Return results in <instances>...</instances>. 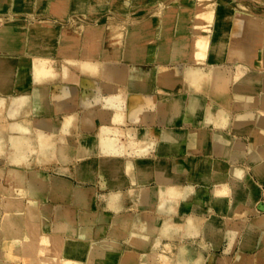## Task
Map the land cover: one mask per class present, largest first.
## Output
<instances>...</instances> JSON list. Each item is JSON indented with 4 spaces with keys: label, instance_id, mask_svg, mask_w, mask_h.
<instances>
[{
    "label": "crops",
    "instance_id": "0c3cea01",
    "mask_svg": "<svg viewBox=\"0 0 264 264\" xmlns=\"http://www.w3.org/2000/svg\"><path fill=\"white\" fill-rule=\"evenodd\" d=\"M239 1L251 11H233L226 32L216 19L209 34L210 48L226 45L217 62L210 48L205 62L193 60L199 35L184 24L183 0H157L141 23L138 0H112L97 21L127 23L119 55L108 27L96 53L83 47L100 43L94 34L66 35L69 21L55 44L33 36L44 52L0 40V264H192L183 244L199 264H223L262 247L247 237L260 230L252 224L261 200L252 207L246 194L264 187L250 157L264 161V87L237 85L234 52L263 41L264 11ZM37 65L52 74L39 76Z\"/></svg>",
    "mask_w": 264,
    "mask_h": 264
},
{
    "label": "bare ground",
    "instance_id": "6f19581e",
    "mask_svg": "<svg viewBox=\"0 0 264 264\" xmlns=\"http://www.w3.org/2000/svg\"><path fill=\"white\" fill-rule=\"evenodd\" d=\"M100 1V0H99ZM224 0H221V2H223ZM188 3L190 6V12H187L186 14H184V18L186 19V21L188 20V23H184L185 25H189L190 27H192L191 29H193L192 31H196L198 32L197 34L199 35L198 41L196 46L194 47V54H193V60L197 63H201V62H205L207 53L209 52V34L211 33V29L212 26L214 25L216 19H218V17L215 15L214 21L211 19V17H213L214 13L212 11L215 10V7L217 5V1L215 0H183V3ZM228 9L229 12H225L224 13V18H222L223 20V28L225 29L224 32H226V29H228L229 27V23H231V19H232V13H234L233 11L235 10H245V11H251L250 8L245 7L241 1L239 0H234V2L229 3ZM126 5V4H125ZM1 6V5H0ZM104 9L106 10V7H100L97 9V11ZM19 10V9H18ZM65 8H62V10L60 12L65 13ZM95 11V10H94ZM211 12V13H210ZM101 12H93V16H88V15H83L85 18H89V19H95L100 15ZM213 14V15H212ZM2 17V16H1ZM6 19V17H4ZM2 19L1 22H3V17L0 18ZM8 20V22H4L2 28L0 29V40L1 41H5L6 45L12 50L14 51V49L16 50V47L14 45V43H16L17 45L22 44L21 39L17 36L20 35V37L23 39V35H21L22 33H24L26 31V33H24V36L26 35L25 39L23 40V52L27 53V54H34V52H44L43 49H40L41 47H39V43L33 38V35L31 34V29L30 26H36L37 28L40 29V33L42 35H47V36H56L59 31H60V25L57 23L58 21L54 22V21H40V22H35L34 24H30L27 27H23L22 25H20L22 22L21 19H6V21ZM69 20V18H68ZM221 20V19H219ZM69 27L70 29H72L73 31H76L77 33H92L95 35V37L98 39V41L100 43L98 44H91V45H86L84 44L83 47L88 48L91 47L93 51H95L96 53H100V49L103 50V43L101 40L103 38V31L107 29L110 30L112 32V35L114 37V42L112 43V50L113 53L115 55H119L120 53V49H121V40L124 36V31L127 27V23H115L113 22V20H110L109 18L107 19H103L102 21H97L96 22V26H91L89 24H84V21L78 17V18H72L69 20ZM258 27V26H257ZM15 30V31H14ZM17 30V31H16ZM18 32V33H17ZM21 33V34H20ZM50 34H56V35H50ZM211 35V34H210ZM85 36V35H84ZM224 37V36H223ZM55 38V37H54ZM82 38V37H81ZM262 40L261 42H258L255 44L254 46V50L252 51V53L250 54H237V52H234V60L236 62V73H235V79H236V83L237 85H243L245 83L248 84V86L246 87L248 90H255L256 88H263L264 87V83H262L263 79H264V35H262ZM19 41L20 39V43H17L16 41ZM83 40V39H82ZM87 40V39H86ZM90 40V39H89ZM54 44L56 43V39L53 41ZM97 43V41H96ZM102 43V44H101ZM196 43V42H195ZM251 43V42H250ZM89 44V43H88ZM22 45L17 46L18 50L22 51ZM21 47V48H20ZM188 45H186V49H187ZM73 48V47H72ZM75 49V48H74ZM211 50V58L213 61L217 62V61H221L224 58L225 52H226V45L224 43V41H220L215 40L212 48H210ZM242 49V48H241ZM37 50V51H36ZM87 50V49H86ZM99 51V52H98ZM238 51V50H237ZM241 51V50H240ZM246 51V49H245ZM16 52V51H14ZM249 52V51H248ZM73 53H77L76 50L73 51ZM84 53L87 55V52L84 51ZM186 54V53H184ZM207 61V60H206ZM31 65V64H30ZM61 66V65H60ZM22 67V66H21ZM28 67V66H27ZM83 67H81L82 70ZM31 70V69H29ZM250 70H254L257 71L258 73L256 74L257 76L259 75V78L256 77L255 74H253L250 78L249 76V71ZM20 71V70H19ZM36 71L37 74L39 76H45V75H51V71L46 67V65H37L36 66ZM252 71V72H254ZM27 72V71H26ZM190 72V71H189ZM18 73V72H16ZM31 73V72H30ZM200 73V72H199ZM221 73V72H220ZM25 74V73H24ZM222 74V73H221ZM19 75L21 76V73H19ZM18 75V76H19ZM188 75V74H187ZM191 75V74H190ZM189 77H192L190 76ZM260 75H262L260 77ZM33 76V73H32ZM196 76V75H195ZM194 76V79H195ZM188 77V76H187ZM188 77V78H189ZM201 77V76H200ZM205 77V76H204ZM210 77V75H209ZM42 78V77H41ZM32 79V78H31ZM203 79V77H202ZM256 79V80H255ZM261 79V80H258ZM21 80V78L19 79ZM23 80V78H22ZM21 80V81H22ZM198 80H200L198 78ZM197 80V81H198ZM244 80V82H243ZM32 82V81H31ZM188 82V81H187ZM215 88L217 89V91H221L223 92V90H225L227 87L226 85V80H224L222 78L221 75H219V77L215 78ZM197 86V85H196ZM242 86V87H243ZM59 88V87H58ZM109 90V89H108ZM262 103L264 105V98L262 100ZM264 114V111L262 112ZM228 117V116H227ZM223 119V118H221ZM218 120V119H216ZM220 120V119H219ZM223 121V120H220ZM236 123V122H235ZM234 123V124H235ZM243 122H241L242 124ZM254 123V122H253ZM262 123H264V120H262ZM240 124V122H239ZM236 127V126H235ZM19 129V127H18ZM11 130V129H10ZM14 130V129H13ZM16 130V129H15ZM13 133V132H12ZM263 136H264V132H263ZM42 143L40 145V150L48 152V150L50 149V146L47 145L45 139H41ZM227 144L223 145V144H217L216 148L219 151H228V148L226 147ZM235 145V144H234ZM27 145H23L20 144L17 148L18 151L21 150V152H23V149L26 147ZM244 146V145H242ZM234 147V146H233ZM237 147V145L235 146ZM10 148V147H9ZM238 148V147H237ZM233 149V148H232ZM262 149L263 154H264V144L263 146L260 147V150ZM234 150V149H233ZM247 151V150H246ZM10 153V152H9ZM61 156H66L65 153L62 152V150L60 151ZM250 157H251V161L254 164L253 169L255 170L256 175L262 180L264 181V161H258V156L256 155V153H254L253 150H251L250 152ZM235 158V157H234ZM37 178V177H36ZM28 183V182H27ZM34 190V189H33ZM252 190V189H251ZM227 191V190H226ZM29 193V192H28ZM27 193V194H28ZM261 196V195H260ZM186 197V196H185ZM184 197V198H185ZM246 197L248 198V202L249 204L253 207L258 203V200L260 197H258V195L255 193H251L250 190L247 192ZM236 199V198H235ZM113 200H120L119 198H116ZM247 201V200H246ZM240 203V202H239ZM238 203V204H239ZM242 203V202H241ZM240 205V204H239ZM235 207V206H234ZM249 208V207H248ZM65 215V214H64ZM68 216V214H67ZM65 218V217H64ZM7 219V218H6ZM71 219V218H70ZM141 220V219H140ZM70 221V220H69ZM7 222V221H6ZM144 222V221H143ZM84 223V222H83ZM60 224V223H58ZM65 225V224H64ZM79 225V224H78ZM253 227L256 228L257 227V222H253ZM104 226V225H103ZM78 227V226H77ZM133 227V226H132ZM171 227V226H170ZM213 227V226H212ZM54 228V226H53ZM99 228V227H98ZM114 228V227H113ZM162 228V227H161ZM62 230V229H61ZM76 230V228H75ZM95 230V229H94ZM163 230V229H162ZM161 230V231H162ZM64 231V230H63ZM61 231V232H63ZM171 231V228H170ZM249 231V230H248ZM96 232V231H95ZM111 232V231H110ZM140 233V232H139ZM138 233V234H139ZM148 235V234H147ZM44 238V237H43ZM54 239V238H53ZM139 239V238H138ZM54 241V240H53ZM56 241V240H55ZM110 241V240H109ZM115 241V240H114ZM49 242V241H48ZM97 243V242H95ZM151 243V241H150ZM51 244V243H50ZM101 244V243H100ZM153 245V244H152ZM53 246V245H52ZM101 246V245H100ZM149 246V245H148ZM189 244H183L181 246V251L182 254L185 257H189V259L191 260L192 264H199L201 261V256L199 254V252L191 247H189ZM155 247V246H154ZM60 248V247H59ZM90 248V247H89ZM95 248V247H93ZM110 248V247H109ZM62 249V248H61ZM113 249V248H112ZM92 250V249H91ZM106 250V249H105ZM60 251V250H59ZM111 253V252H110ZM127 253V252H126ZM59 254V253H58ZM63 254V253H62ZM125 254V253H124ZM136 254V253H135ZM51 255V254H50ZM54 255V254H53ZM98 255V254H97ZM96 255V256H97ZM180 255V254H179ZM47 256V255H46ZM56 256V255H55ZM100 256V255H98ZM109 257V256H108ZM149 257V256H148ZM141 258V257H140ZM139 258V259H140ZM235 258L239 259V261L243 258L242 254H238ZM90 259V258H89ZM153 259V258H152ZM130 260V259H129ZM246 261V260H245ZM150 262V261H149ZM32 263V262H31ZM107 263V262H106ZM105 263V264H106ZM183 263V262H182ZM212 263V257L209 258L207 264H211ZM250 263V262H248ZM62 264V263H61ZM124 264V263H122ZM151 264V263H150Z\"/></svg>",
    "mask_w": 264,
    "mask_h": 264
},
{
    "label": "rangeland",
    "instance_id": "374dc122",
    "mask_svg": "<svg viewBox=\"0 0 264 264\" xmlns=\"http://www.w3.org/2000/svg\"><path fill=\"white\" fill-rule=\"evenodd\" d=\"M111 1L112 0H4L2 1V7H0V15L3 17V19H5L4 17H6V19H21L22 22H20L23 27H27L30 24H34L35 22H40V21H58L57 23L61 24V28L59 33L56 34H50V35H56L54 36V40L57 38L60 39V37L62 36L61 30H62V25L63 24H68V21L70 19H72V17H80L83 21L84 24H89L92 22H97V20H99V18H95V19H89V18H85L83 15H88V16H93V12H101L100 14H103L105 12H109L111 11ZM139 2H137V4L135 3L133 11L135 12V16L133 17V23H141L142 20L145 17V15L149 14V12H153V10H157L158 7V3L157 0H138ZM217 1V5L215 7V10L212 11L214 13L213 17H211V19L214 21L215 15L218 17V19L223 20L222 18H224V13L227 11L229 12L228 7L229 3L234 2V0H224L223 2H221V0H215ZM254 4L258 5V8H260V10L264 11V2H259V1H254L252 0ZM19 4L20 8L19 10L16 9V5ZM143 4H145V8H146V14L145 11L142 10L141 8L143 7ZM183 5L189 7L190 5L186 2L183 3ZM100 7H106V10L101 9L99 11H97L98 8ZM62 8H65V13L60 12L62 10ZM95 10V11H94ZM259 10V9H258ZM20 12V13H19ZM21 14V15H17L16 14ZM156 13V12H155ZM154 13V15H155ZM211 13V12H210ZM0 16V18H2ZM73 17V18H74ZM69 18V20H68ZM2 19H0V29L2 28L4 22H8V20L6 21ZM34 22V23H31ZM3 23V24H2ZM70 25V23L68 24ZM31 34L34 36V38H38V41H44V37L45 35H42L40 33V30L37 29L36 26H30ZM15 31V30H14ZM17 31V30H16ZM70 32V33H69ZM18 33V32H17ZM26 33V31L24 32ZM24 33H20L21 35H23V39L20 37V35H17L20 39L19 41L22 44L17 45L16 43H14L16 50L14 49V51L19 52L21 50H18L17 46L22 45L20 48L23 51V40L25 39L26 35L24 36ZM66 35H69L71 38H77L78 35L76 33H74L72 31V29H67L66 30ZM90 36V35H89ZM50 37V36H49ZM51 38V37H50ZM52 38V39H53ZM53 40V41H54ZM17 39V43H20ZM52 41V40H51ZM52 41V42H53ZM51 42V43H52ZM59 42V41H58ZM57 42V43H58ZM54 43V42H53ZM100 51H102L100 49ZM99 52V51H98ZM40 147V146H39ZM252 149H256L257 147H251ZM38 154L39 156H44L47 152L40 150V148H38ZM261 159H264V155L261 156ZM247 168L249 169L248 171V175H253L252 174V163L250 161H246V165ZM253 177V176H252ZM259 181V180H258ZM260 184L264 185V181H259ZM260 204L257 207V209L262 213V216H260L261 218L259 219L258 217H256V219L253 222H257V227L256 229H260V230H256L254 231H247V237L252 239L251 243L254 245V237L258 240H262V247L252 253H243L240 252L243 256V258L239 261V259L234 258L231 259L229 263H223V264H264V210H261L259 207L260 206H264V187H260ZM249 218H253V216L251 215L250 217L248 216L247 218L245 217L244 220L247 221V219ZM243 218H239L238 222L242 223ZM254 228V227H252ZM255 229V228H254ZM247 230V229H246ZM260 241H258L260 243ZM261 246V245H260ZM191 248H193L191 245L189 246ZM195 249V248H193ZM196 250V249H195ZM182 252V251H181ZM250 254V255H249ZM246 260V261H245ZM250 262V263H248Z\"/></svg>",
    "mask_w": 264,
    "mask_h": 264
},
{
    "label": "water",
    "instance_id": "95a60500",
    "mask_svg": "<svg viewBox=\"0 0 264 264\" xmlns=\"http://www.w3.org/2000/svg\"><path fill=\"white\" fill-rule=\"evenodd\" d=\"M259 208H260L261 210H264V206H263V205H262V206H260Z\"/></svg>",
    "mask_w": 264,
    "mask_h": 264
}]
</instances>
